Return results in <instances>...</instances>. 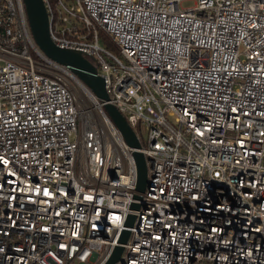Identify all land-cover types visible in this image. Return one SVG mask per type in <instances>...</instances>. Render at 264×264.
<instances>
[{"label": "built area", "instance_id": "2783aa9c", "mask_svg": "<svg viewBox=\"0 0 264 264\" xmlns=\"http://www.w3.org/2000/svg\"><path fill=\"white\" fill-rule=\"evenodd\" d=\"M43 1L52 39L104 77L148 180L24 0H0V264H102L118 244L114 264H264V0Z\"/></svg>", "mask_w": 264, "mask_h": 264}, {"label": "water", "instance_id": "95a60500", "mask_svg": "<svg viewBox=\"0 0 264 264\" xmlns=\"http://www.w3.org/2000/svg\"><path fill=\"white\" fill-rule=\"evenodd\" d=\"M24 2L33 36L43 52L56 61L67 65L88 87H90L103 102L106 112L120 129L127 143L131 147L136 148L134 150V156L138 171L137 188L139 190H144L148 177L144 153L138 149L141 147V142L125 116L109 101L110 97L105 87L104 77L98 74L97 67L83 51L61 47L52 39L49 15L43 0H24ZM133 219L134 216L130 215L127 224H132ZM128 236L129 231L124 230L119 242H126ZM123 249V245H116L111 255L102 264H114L117 262L121 257Z\"/></svg>", "mask_w": 264, "mask_h": 264}, {"label": "rangeland", "instance_id": "374dc122", "mask_svg": "<svg viewBox=\"0 0 264 264\" xmlns=\"http://www.w3.org/2000/svg\"><path fill=\"white\" fill-rule=\"evenodd\" d=\"M193 4H194V1H193V0H184V1L182 2V5H183V6L193 5ZM101 43H102L103 45H106L103 39L101 40ZM73 84H74V85H73L74 90H75L77 93H79V94H83V90L80 89V88H78V87H76L75 83H73ZM76 89H78L79 92H78ZM170 119L173 121V117H170ZM173 122H174V121H173Z\"/></svg>", "mask_w": 264, "mask_h": 264}, {"label": "trees", "instance_id": "16d2710c", "mask_svg": "<svg viewBox=\"0 0 264 264\" xmlns=\"http://www.w3.org/2000/svg\"><path fill=\"white\" fill-rule=\"evenodd\" d=\"M102 38H103L104 42H107L112 48L115 49V44L113 43V41L108 36H106L105 34H102Z\"/></svg>", "mask_w": 264, "mask_h": 264}, {"label": "bare ground", "instance_id": "6f19581e", "mask_svg": "<svg viewBox=\"0 0 264 264\" xmlns=\"http://www.w3.org/2000/svg\"><path fill=\"white\" fill-rule=\"evenodd\" d=\"M75 81V80H74ZM76 87L82 89L84 92L86 91V88L84 87L83 84H81L79 81H75ZM78 91V89H76ZM79 92V91H78Z\"/></svg>", "mask_w": 264, "mask_h": 264}]
</instances>
